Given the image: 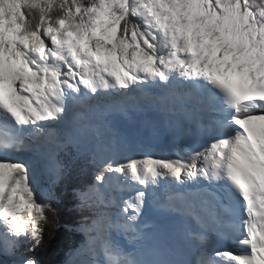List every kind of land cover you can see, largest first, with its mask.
Here are the masks:
<instances>
[{"label":"snow or ice","instance_id":"1","mask_svg":"<svg viewBox=\"0 0 264 264\" xmlns=\"http://www.w3.org/2000/svg\"><path fill=\"white\" fill-rule=\"evenodd\" d=\"M65 196L60 264H264V0H0V264Z\"/></svg>","mask_w":264,"mask_h":264},{"label":"trees","instance_id":"2","mask_svg":"<svg viewBox=\"0 0 264 264\" xmlns=\"http://www.w3.org/2000/svg\"><path fill=\"white\" fill-rule=\"evenodd\" d=\"M87 176L74 177L70 183H76L77 180H86ZM70 197H62L61 202L57 205L59 221L61 226H46L43 244L36 250V256L41 264H60L63 259V252L71 243H78L81 239L79 234H70L63 225L70 223L77 218L74 212H70Z\"/></svg>","mask_w":264,"mask_h":264}]
</instances>
